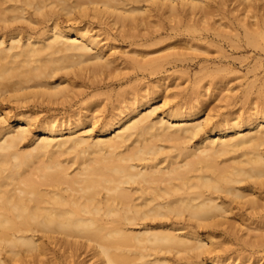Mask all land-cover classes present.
I'll use <instances>...</instances> for the list:
<instances>
[{
    "label": "bare ground",
    "instance_id": "obj_1",
    "mask_svg": "<svg viewBox=\"0 0 264 264\" xmlns=\"http://www.w3.org/2000/svg\"><path fill=\"white\" fill-rule=\"evenodd\" d=\"M141 2L185 13L188 40L264 48V0H0V264H233L221 225H264V81L232 86L233 60L192 73V52L106 54L91 24L133 35Z\"/></svg>",
    "mask_w": 264,
    "mask_h": 264
},
{
    "label": "rangeland",
    "instance_id": "obj_2",
    "mask_svg": "<svg viewBox=\"0 0 264 264\" xmlns=\"http://www.w3.org/2000/svg\"><path fill=\"white\" fill-rule=\"evenodd\" d=\"M142 3L143 7L147 6V10H145L146 12L141 13L144 14L143 17L146 20L145 24L131 29L128 26L125 27V29H129L130 33L133 35L124 36V31L120 29V27H112L105 21H99L95 19V21L91 24V33H95L106 54H110L111 56L116 55L120 58H127L142 57L143 55L144 57L165 55L172 51H181L184 53L192 52L197 57L194 61L195 64L189 66V69L192 73L198 71L200 64H204L206 59H208L212 68L222 65L224 64L223 62L228 60H233L237 63V66L231 75L236 76L237 78L231 81L232 86L236 85L242 80H245V78H243L245 75L249 79H252L255 76L259 77L260 82L258 83V86H261L262 81H264V48L262 46L249 45L247 47L242 46L239 48H233L228 44H223L222 46L218 42H207L205 39L188 40V37L186 36L188 31H186L184 21H187V19H183L185 17V13H180V15L177 17H168L166 14L162 13L157 4L152 2H141V5ZM228 8L229 7L227 6V9ZM261 13L264 15V10H261ZM236 14V11L233 13H228L225 16H223V14H214L211 18V21L213 19H220L221 21H225L227 19L231 20L234 19ZM220 20L219 22H221ZM204 25H209V23H204ZM157 29L162 31V34L159 36L161 38L156 37V39H160V41L150 46L140 45V40L138 37L134 36L138 33H147L150 30ZM227 29L230 28L227 27ZM203 31L212 32L214 29L209 28ZM181 32H184L185 34H182ZM193 42L199 43L200 47L194 50L191 47ZM179 63L181 62L179 61ZM166 66L167 70H163L162 72L164 73L166 71L175 75L174 78L168 77L165 80L171 86L170 91L172 92L177 90V88H173L174 84L176 83H181L179 85L181 89L186 87L189 82L185 80V75H180L181 72L185 70V68L181 65H179L177 68L172 67L170 64ZM125 70L123 69V71ZM235 89H237V86ZM210 104H215L219 112L226 111L227 107L231 106L227 101H219L218 99H214ZM1 108H6L7 111H11L13 113V110H11V105L10 107L8 105H2ZM39 109L41 115L45 114L46 111L43 109V107H39ZM236 211H238L237 207L235 208L234 212ZM237 218L238 216L234 217L231 215L229 222L227 224L221 225V233H218L214 238L216 243L224 248L221 250V252L228 251L233 255H237L238 257L236 259L234 257V261L233 257L231 258L233 264H264V238L256 239V236L253 235L255 233H259L256 230L251 231L252 237L250 242L246 241L247 237L245 235V232L247 231V225H252L253 227L260 226L263 229L264 225L261 223L251 224L249 220L241 221ZM228 225H231L233 230H226L225 226ZM224 230L226 231L222 232ZM245 254L251 255V258L247 263H243L241 259V257H243Z\"/></svg>",
    "mask_w": 264,
    "mask_h": 264
}]
</instances>
